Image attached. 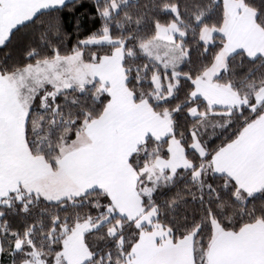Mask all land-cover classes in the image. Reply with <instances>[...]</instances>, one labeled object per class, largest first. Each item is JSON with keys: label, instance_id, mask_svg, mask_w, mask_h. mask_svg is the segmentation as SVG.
Returning a JSON list of instances; mask_svg holds the SVG:
<instances>
[{"label": "snow or ice", "instance_id": "obj_1", "mask_svg": "<svg viewBox=\"0 0 264 264\" xmlns=\"http://www.w3.org/2000/svg\"><path fill=\"white\" fill-rule=\"evenodd\" d=\"M226 7L227 0H92L88 18L95 27L85 29L77 17L69 32L63 12L83 8L80 0H0V48L27 25L39 30L23 63L0 65V98L15 85L23 114L16 163L0 152L8 264H154L153 257L168 251L180 257L176 264H251L206 253L216 247V225L242 235L245 217L264 218V174L248 180L237 170L236 157L245 150L234 139L239 130L216 143L234 125L233 115L243 127L264 113V72H256L264 68V33L252 42L230 30ZM11 9L17 14L9 16ZM217 9L219 20H210ZM237 83L247 95L236 105L223 113L208 105L210 92L238 91ZM129 90L133 100L162 105L160 115L171 125L163 138L149 136L153 146L145 143L118 172L85 166L87 151L63 150L93 119L82 100L102 98L116 108ZM181 110L190 122L177 129ZM3 114L0 107V121ZM217 115L225 116L221 133L205 137L200 122ZM185 173L197 185L190 201L172 191ZM189 203L196 207L177 216V204ZM11 214L21 215L22 231L8 227ZM74 245L81 252L73 260ZM4 247L0 239V257Z\"/></svg>", "mask_w": 264, "mask_h": 264}, {"label": "crops", "instance_id": "obj_2", "mask_svg": "<svg viewBox=\"0 0 264 264\" xmlns=\"http://www.w3.org/2000/svg\"><path fill=\"white\" fill-rule=\"evenodd\" d=\"M16 14V9L8 12L9 16ZM256 16V11L242 0H227L225 19L229 29L241 32L252 42L256 41L259 34L264 33V29L256 22ZM8 88L11 91L6 90L4 96L0 98V107L4 113L0 122V133L4 135L5 140L10 142L12 139L19 144L17 124L23 122L21 101L15 85L10 84ZM14 103L17 104L16 111L11 107ZM208 105L211 106L209 102ZM106 113L108 115L104 123H98ZM170 127L171 125L155 112L147 101L133 100L129 90V93L119 101L118 107L114 108L112 102H107L103 114L89 123L83 131L85 132L83 141H78L79 134L74 140H77V145L67 152L87 151L91 159L85 162V166L99 165L118 172L127 164V157L131 156L149 136L161 139ZM8 133L11 134V139ZM235 139L242 141L245 146V150L236 157L237 170L244 178L255 180L264 174V152L260 151L264 147V114L247 124ZM64 151L66 152V149ZM63 179L65 182H71L72 178L65 176ZM217 228L218 226H215L212 238L217 242L216 247L213 250H206L212 259L264 264V221L245 225L241 228L242 235Z\"/></svg>", "mask_w": 264, "mask_h": 264}, {"label": "trees", "instance_id": "obj_3", "mask_svg": "<svg viewBox=\"0 0 264 264\" xmlns=\"http://www.w3.org/2000/svg\"><path fill=\"white\" fill-rule=\"evenodd\" d=\"M242 1L247 6L253 8L256 11V13H257L256 22L258 23V25L260 27H262L264 29V0H242ZM91 2H92V0H80V3L83 4V8H76L75 11H73V12H69L67 10H65L63 12V16H64V20H65V28L67 31L73 32V27H74V21L73 20L76 19L77 17L84 23L85 29L90 30V29H93L95 27L94 22L88 18V12L90 11ZM205 2L211 3L212 0H205ZM46 15H51V14H46ZM55 15L58 16V15H60V13H56ZM213 19L217 20V21L219 20V9H217V11L213 13L212 17H210V20H213ZM69 41L70 42L75 41V34L74 33L71 37H69ZM33 42H37V43L39 42V30H34L33 25H27L23 29H21L20 31L15 33V35L13 36L11 41L5 47L0 48V65L12 68L14 65H18V64L23 63L24 62L23 51L25 50V47L27 45H29ZM196 58L197 57H196V54L194 52L193 53V60H195ZM245 66L246 67L248 66L247 62L245 63ZM256 72H257V74L264 72V68H257ZM236 88L238 89V91L236 89H234V90L237 91L241 96L247 95L244 87L242 85H240L239 83H237ZM144 100L147 101L146 99H144ZM136 101H142V100L136 99ZM85 102L89 105V107L91 108V111L93 113L92 121L99 118L103 114L105 107L107 105V102H104L102 98H101L100 103H96V102L92 101L91 99H87L86 101L82 100V103H85ZM200 103L203 104L204 102L200 101ZM173 104H174V101H169L168 106L171 107ZM151 107L158 114H160V112L162 111V105H160V104H155L154 106L151 105ZM68 108H70L73 112L76 111V109L71 105V103H69ZM216 109L218 112L223 113V112L229 110V107L216 106ZM263 114L264 113H261L255 119H250V122L256 120L257 118H259ZM245 115L247 118L251 117V113H246ZM232 119L235 121L234 125L228 129H226L223 132V135L220 136V139H218L216 141V143L222 142V140L224 138L232 137L233 133H235V132H237V130H239L238 135L236 137H234V139L237 138L239 136V134L241 133V131L247 126V125H244L242 127L241 126L242 121L240 120L239 117H237L235 115L232 116ZM174 120L176 121L177 129H179L180 127H186L187 123L190 122L187 120V117L184 115L183 110H181L180 113H177L174 116ZM92 121L87 122V125L89 123H91ZM224 121H225L224 115H217V116H212L210 118H204L200 122L199 128L201 129V131L203 132L205 137H212L213 134L219 135L221 133V125L224 123ZM85 128L82 129L80 132H78L77 136L80 133H82L85 130ZM145 143L148 145L149 148H151L153 146V141L147 138V140L144 143H142L136 149V151H134L133 153L137 152L138 149L142 148V146ZM68 144H65V145H68ZM65 145H63L62 148ZM213 147H215V144L213 145ZM189 155L194 158L193 153H190ZM196 188H197V185H194L189 180V174L185 173L183 178H179V177L177 178V183H176L175 187L172 189V191L181 193L185 199H188L190 201L191 200L190 193L196 191ZM256 205H257V207H259V201L256 202ZM194 207H196V205H193L191 203H189L187 205V208L185 206L177 204L176 214H177V216H179L180 214L184 213L188 209H191ZM224 209L226 212L230 211V207L227 203H225ZM221 217H222V219L224 218L223 214H221ZM8 219H9L8 227L19 228V229H21V231L23 230L24 221L22 220L20 214H11ZM29 219H30V217H29ZM257 221H264V218L257 217L256 221L249 222L248 218L245 217L244 223L241 224V228H243L247 224L255 223ZM235 223H240V222L236 221ZM235 223L232 227H235ZM221 228L223 230H225L227 228V231H232V228L227 226V225H225ZM4 229H5V226L3 224H0V239L3 240L4 246H5L4 247V255H3V257H0V259L3 260V264H8V261L12 259V257L8 255L9 251L11 250V237H7V236L3 235ZM213 236H214V230H213L212 238H213ZM90 242H92V241L90 240ZM95 243L101 249L104 248V246H105L104 240H97V241H95ZM16 259L19 260V254H17Z\"/></svg>", "mask_w": 264, "mask_h": 264}, {"label": "rangeland", "instance_id": "obj_4", "mask_svg": "<svg viewBox=\"0 0 264 264\" xmlns=\"http://www.w3.org/2000/svg\"><path fill=\"white\" fill-rule=\"evenodd\" d=\"M242 97L243 96H241L235 90H232L231 93L213 91V92H210L208 94L207 102H209L210 105L215 104L216 106H221V107L224 106V107L230 108V106L236 105ZM16 106H17V104L14 103L11 107H14V110L16 111ZM8 135L11 139V134L8 133ZM84 135H85V132H83L82 134L80 133V136H79L80 140H78V141H83V139L85 137ZM0 139H1L0 140V152H2L4 154L5 158L9 162L16 163L17 157H18V146H19L18 142L15 140L13 141L12 139L10 142L5 140L4 135L1 133H0ZM76 141H74V142L72 141L73 142V143L71 142L72 144L69 143L68 144L69 146L65 145L63 147V150L66 149V152H67V151L73 149L72 147H75L77 145ZM169 143H172V146L174 148L179 147L178 145L174 144L172 141H169ZM180 162L183 163L184 161L181 160ZM216 226H218L217 229H222L219 225H216ZM214 230H215V227H214ZM80 252H81L80 247L74 245L69 251L68 258L74 260L75 258H77L80 255ZM179 259H180V257L178 255L174 254L172 251H168V252H164V253H161V254L153 257V262H154V264H176V261H178Z\"/></svg>", "mask_w": 264, "mask_h": 264}]
</instances>
